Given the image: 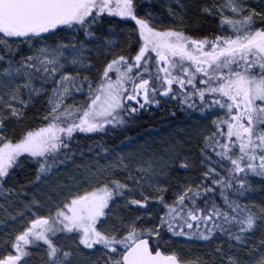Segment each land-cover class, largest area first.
<instances>
[{"label": "snow or ice", "instance_id": "6c2138e0", "mask_svg": "<svg viewBox=\"0 0 264 264\" xmlns=\"http://www.w3.org/2000/svg\"><path fill=\"white\" fill-rule=\"evenodd\" d=\"M184 7L179 13L168 9L179 24ZM150 8V0H0L5 64L0 67V196L28 197L16 215L9 213L22 227L0 237V264H28L32 249H43L42 264H72L73 250L60 242L63 238L76 249L99 246L102 264H202L162 251L169 233L207 243L222 234L229 251L217 245L221 264H264V240L247 259L234 254L247 249L250 233L264 229V204L241 200L254 191L250 177L264 179V11L246 0H213L200 12L219 16V32L197 37L182 28L158 27ZM111 17L134 22L128 35L135 42L128 55H113L92 79L86 41L97 39ZM112 28L109 24V33ZM61 32L71 33V40L49 42ZM80 35L84 39H77ZM112 44L106 39V46ZM25 46L29 54L15 59ZM41 95L46 97L42 126L15 140L6 135L7 123L21 121ZM77 95L84 99L76 102ZM165 98L179 100L185 110L220 113L210 129L198 132L199 182L181 184L168 198L178 158L173 146L164 155L138 153L134 166L121 156L90 168L83 184L78 181L66 192L39 190L55 167L73 158L76 135L119 128L145 105ZM21 161L37 165L34 180L27 181L35 192L5 187ZM180 167H189L187 158ZM117 172L126 173L124 179ZM217 190L222 203L216 201ZM120 200L124 209L136 206L139 214H119ZM45 206L47 214H41Z\"/></svg>", "mask_w": 264, "mask_h": 264}, {"label": "rangeland", "instance_id": "374dc122", "mask_svg": "<svg viewBox=\"0 0 264 264\" xmlns=\"http://www.w3.org/2000/svg\"><path fill=\"white\" fill-rule=\"evenodd\" d=\"M151 1L152 3L154 2L158 8L164 9L166 11L167 18L165 21L161 20L162 22H160V25L168 24L170 27L174 28L182 27L183 24L177 23L175 17L169 14L168 9L171 7L179 13L181 11L180 5H184L185 0H150V2ZM216 2L220 3L221 0H216ZM246 2L250 8H256L259 2H263L264 4V0H246ZM63 33H65L63 39L66 42L70 41L72 34L67 32ZM50 38L49 42H52ZM55 39L57 38H54V40ZM106 39L113 40V44L106 46ZM116 42L117 39L115 38V33H112L109 36L102 35V37L92 40L90 43L86 41L90 51H86L85 55L89 56L94 62L109 48L114 46ZM28 54V49L25 46L22 48L21 52L17 53L15 59L19 60L20 55ZM3 66H5L4 62H0V67ZM92 69L89 70L88 74L92 72ZM68 70L75 71L76 69L69 68ZM81 75L83 76L84 73L81 72ZM37 83H39V81H37ZM45 87L51 90L53 84L48 82ZM83 99L84 97L81 95H77L75 97L76 102H80ZM36 101L42 102L44 110L46 97L41 95L40 99ZM188 112L189 113L186 115L187 120L185 123L167 126L152 132H145L141 137H135L134 139L126 140L124 143L118 145L113 150H111L110 153H106L105 155L98 156L97 153L88 152L84 155L80 154L76 158L65 161L63 164L55 167L48 181L44 184H41L39 190L47 191L49 187H51L53 189L63 190L66 192L68 188L75 187L78 181L82 185V177L88 175L90 168L98 166L102 167L121 156L125 157L126 160H131L134 166L135 161L138 158V153L144 152L148 154L154 152L157 156H159L166 154L173 146H175L178 152V158L175 161V165L171 168V175L168 179V183L170 184V195L173 190L178 189L179 186L185 182H199L197 178L200 176L203 169L200 164L201 154L199 151L202 145V137L198 135V132L204 127H208L210 129L211 121L214 115H220V113L218 110L212 114L207 112L201 113L193 109L189 110ZM184 158H187L189 163V167L187 169L180 167V161ZM178 169H184V171L179 173ZM116 174L121 179H124L126 175L124 172H117ZM250 179L254 186V191L248 193L246 197H241V200L245 203L264 204V179L259 177H250ZM26 191L35 192L37 189L29 185L26 188ZM52 194L54 197L56 196L55 192ZM135 195L139 196L138 193ZM27 198V196L21 194L20 198H16L14 200L13 215H16L17 212L20 211L22 208V200ZM172 198L173 197L171 195L170 199ZM118 204L121 205V207L117 209L119 214L127 217L137 215L133 214L131 209L126 210L123 208V200L118 201ZM47 210V206H45L44 208L40 209V212L41 214H47ZM1 211L2 213L7 214H4L0 220L3 221L0 223V237H2L5 233L21 230L22 222L20 218H17V220L13 221L12 219H8L9 214L4 210V208H2ZM27 218L31 217L27 216L26 219ZM261 240H264V229L257 228L254 232L248 235L247 249L242 248L238 253L234 252V254L247 259L248 252L253 251L256 247H259ZM60 242L72 248V264H102L103 252L99 246L93 249H88L81 245L78 249H76L75 246L72 245L71 240L68 238H63ZM217 245H221L225 252L229 251L228 241L222 245L219 237H217V239L213 240L211 243H207L195 239L189 240L188 238L184 237L170 236L164 239L162 243V246L165 247L163 251H175L182 260H194L199 258L202 264H221L222 257L216 252ZM32 252L33 257L28 262V264H42L41 257L43 256V249H32Z\"/></svg>", "mask_w": 264, "mask_h": 264}, {"label": "trees", "instance_id": "16d2710c", "mask_svg": "<svg viewBox=\"0 0 264 264\" xmlns=\"http://www.w3.org/2000/svg\"><path fill=\"white\" fill-rule=\"evenodd\" d=\"M261 1V0H260ZM213 0H185L184 2V23L182 29L190 35L201 37L204 35H212L219 32V16L218 15H205L200 12V8L205 4H211ZM262 5V6H260ZM152 10L156 12L157 17L165 21L166 11L164 9L158 8L157 5L152 3ZM263 2H259L256 6L257 11H264ZM109 24L113 26L112 32L115 33V38L117 42L114 46L109 48L104 54H102L97 60H95L92 72L89 73L90 78L97 79L99 72L102 71L103 66L107 63L113 55H128L129 44H134L135 38L128 35L129 29L133 26L131 21H125L119 19L118 17L108 18V22L105 23L98 32V38L104 36H109L111 33L108 31ZM158 27H170L167 25H160ZM103 34H100V32ZM64 33H57L56 37H51L50 40L53 41L54 38H63ZM79 39H84L82 35L78 36ZM97 38V39H98ZM159 99V97H158ZM80 100V99H79ZM81 102V101H80ZM186 107V106H185ZM188 110L181 108L179 100H174L171 98H165L160 101V103L145 105L144 108L140 109L134 114V118L128 119L126 123L119 128L110 129L106 133L100 134H78L74 137L72 142V149L74 150L73 158L78 157L80 154L84 155L88 152L92 153H104L103 148H107V153H110L118 145L124 143L127 139H134L135 137H141L145 132H152L159 130L171 125L182 124L187 120ZM45 115L43 110L42 102H34V104L26 110V115L21 121H9L7 123L6 135L12 139L18 138L28 129H33L42 126V117ZM71 154V153H70ZM82 158V157H81ZM63 159V157H61ZM37 165L35 162L31 161H21V166L16 167L13 176L6 183L10 184L17 191H21L23 186L25 189L29 186L27 184L28 180H34L35 170ZM184 169H178V172L182 173ZM5 184V187L7 186ZM168 198H171L170 190L167 193ZM217 203H222L218 196H216ZM133 214H138L137 207L131 208ZM172 236V234H167L165 239ZM222 245L227 243V237L222 234L218 236ZM163 241H161V249L164 250L165 247L162 246Z\"/></svg>", "mask_w": 264, "mask_h": 264}, {"label": "flooded vegetation", "instance_id": "af4514ba", "mask_svg": "<svg viewBox=\"0 0 264 264\" xmlns=\"http://www.w3.org/2000/svg\"><path fill=\"white\" fill-rule=\"evenodd\" d=\"M150 4L152 5V1L150 2ZM146 7H147V5H146ZM152 7L153 6H151V8H150V10L154 13V15L157 17V15H156V12H155V10L153 11L152 10ZM141 14H143V12L141 13ZM105 15H107V14H105ZM119 18V17H118ZM159 18V17H158ZM119 19H121V20H123V22H127V21H131V20H125V19H122V18H119ZM132 22V24L134 25V22L133 21H131ZM158 23H160V19H157V24ZM100 34H103V33H100ZM7 185V184H6ZM12 187L10 184H8L6 187ZM16 197V193H13L9 198H8V200H5L2 196H0V220H1V217L4 215V214H7V213H2V211H1V209L2 208H4V210L5 209H7V211L6 212H8V214L9 213H11L12 215H13V203H14V200L16 199L15 198ZM8 219H11V216L10 215H8Z\"/></svg>", "mask_w": 264, "mask_h": 264}, {"label": "bare ground", "instance_id": "6f19581e", "mask_svg": "<svg viewBox=\"0 0 264 264\" xmlns=\"http://www.w3.org/2000/svg\"><path fill=\"white\" fill-rule=\"evenodd\" d=\"M158 24H159V23H158ZM158 24H157V26H158ZM103 32H104V31H102V32H100V33H103ZM111 34H112V33H111ZM64 35H65V33H64ZM77 38L79 39V37H77ZM127 140H128V139H127ZM105 154H106V153H101V152H100V153H99V156H100V155L102 156V155H105Z\"/></svg>", "mask_w": 264, "mask_h": 264}]
</instances>
